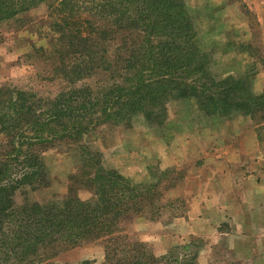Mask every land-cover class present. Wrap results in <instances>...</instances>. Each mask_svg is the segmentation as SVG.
Returning a JSON list of instances; mask_svg holds the SVG:
<instances>
[{
  "label": "rangeland",
  "instance_id": "rangeland-1",
  "mask_svg": "<svg viewBox=\"0 0 264 264\" xmlns=\"http://www.w3.org/2000/svg\"><path fill=\"white\" fill-rule=\"evenodd\" d=\"M182 1L193 20L197 45L206 54L210 76L216 81L247 79L253 96L264 94V0ZM61 11L58 2L45 0L0 25V96L22 91L34 95L43 104L41 111H47L63 96L71 104L65 94L92 95L105 84L108 75L84 79L60 75L64 64L72 69L63 73L77 67V61L65 58V43L53 25ZM113 45L105 47L111 51ZM110 84L107 81V87ZM263 119L260 113L243 115L234 108L226 117L207 116L193 101L170 100L160 126L139 115L126 124H100L78 141L53 145L42 153L47 186L26 188L15 201L46 205L69 197L91 200L94 190L84 183L90 169L80 155L82 148L87 149L103 169L140 186L139 192L152 187L151 196L157 200L121 222L117 235L121 241L142 243L153 259H159L156 264H264V246L234 250L229 238L236 224L243 223L245 212L238 207L250 193L247 179L240 181L242 175L264 169ZM156 206L158 214L151 215ZM195 211L208 212L210 234L195 227ZM85 261L104 264L102 240L84 241L40 264Z\"/></svg>",
  "mask_w": 264,
  "mask_h": 264
},
{
  "label": "trees",
  "instance_id": "trees-1",
  "mask_svg": "<svg viewBox=\"0 0 264 264\" xmlns=\"http://www.w3.org/2000/svg\"><path fill=\"white\" fill-rule=\"evenodd\" d=\"M43 1L0 0V25ZM46 1L62 7L53 25L65 43V58L77 61L79 69L63 73L72 69L64 64L60 75H108L111 84L107 87L106 81L92 95L65 94L71 104L63 96L47 111L22 91L0 96V264H40L97 240L103 242L104 264H156L159 259L142 243L121 241L117 235L121 222L157 200L152 187L139 192L140 186L103 169L87 149L80 155L90 169L84 183L94 190L91 200L69 197L60 203L17 205L15 196L47 186L43 152L78 141L100 124H126L140 115L160 126L170 100L193 101L207 116L226 117L234 108L264 118V94L253 96L247 79L216 81L210 76L182 0ZM83 15L87 19L80 21ZM113 43L111 51L105 47ZM150 213L157 215V206Z\"/></svg>",
  "mask_w": 264,
  "mask_h": 264
},
{
  "label": "crops",
  "instance_id": "crops-1",
  "mask_svg": "<svg viewBox=\"0 0 264 264\" xmlns=\"http://www.w3.org/2000/svg\"><path fill=\"white\" fill-rule=\"evenodd\" d=\"M254 172L255 173H253V175L251 176L242 175V178L240 179L241 182H243L244 179H247V181L249 182L248 185L251 186L247 185L250 193L246 196L244 202H242L238 207L241 212H245V215L243 217L244 219L242 220L243 223H241L240 226L236 224L235 230H232L233 232L229 234L231 247L234 246L235 248H237L234 250L252 247L254 244L255 247H258V245L264 246V169H255ZM199 208L201 209V204H199ZM204 208H206V206H204ZM195 212L196 213H193V215L196 214L199 218L197 216L196 218L195 216H191L189 217V219L193 221L195 218V227L206 232V229L210 228L212 223L205 217V214L208 212L198 214L197 211ZM247 216L249 217L246 219L245 217ZM190 222L189 225L191 224ZM214 228L217 229L216 227ZM210 231L211 230L208 229L207 233L210 234ZM249 235L250 237H247ZM207 239H210V237H207ZM207 239L205 240V243ZM262 254L264 255V252H262Z\"/></svg>",
  "mask_w": 264,
  "mask_h": 264
}]
</instances>
